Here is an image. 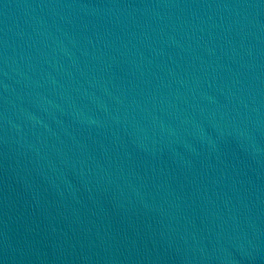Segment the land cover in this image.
<instances>
[{"label":"water","instance_id":"95a60500","mask_svg":"<svg viewBox=\"0 0 264 264\" xmlns=\"http://www.w3.org/2000/svg\"><path fill=\"white\" fill-rule=\"evenodd\" d=\"M0 264H264V0H0Z\"/></svg>","mask_w":264,"mask_h":264}]
</instances>
